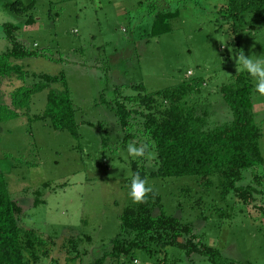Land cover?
<instances>
[{
  "label": "rangeland",
  "instance_id": "obj_1",
  "mask_svg": "<svg viewBox=\"0 0 264 264\" xmlns=\"http://www.w3.org/2000/svg\"><path fill=\"white\" fill-rule=\"evenodd\" d=\"M14 1L0 0V54L11 46L3 27L11 22L19 26L16 35L28 49L45 50L54 60L14 59L29 76L2 77L0 104H10L15 88L38 82L33 73L64 72L79 132L75 138L67 130H55L49 120H30L44 113L50 88L35 94L19 117L0 122V172L22 207L19 224L46 239L48 253L29 264H95L110 253L122 233L123 211L136 203L127 181L134 175L133 165L162 196L166 214L192 226L194 234L181 242L191 238L217 247L229 264H264V164L245 170L237 183L257 189L252 204L241 203L235 192L222 201L217 175L210 188L193 175L156 176V149L142 115L148 109L130 105L143 112L132 114L133 136L127 141L115 109L124 97L201 79L200 92L188 97L191 103L208 112L209 128L231 122L233 112L220 89L243 72H238V52L264 54V20L249 13L234 31L233 22L222 16L230 0H156L153 10L138 4L152 0H19L35 3L28 13L5 8ZM177 9L172 31L152 36L157 12ZM30 15L35 22L27 24ZM51 88L65 89L62 82ZM253 103L264 157V96L255 88ZM129 144L143 146L144 155H130ZM216 206L226 207L232 218L217 217ZM103 264L212 263L205 255L171 246L155 247L152 253L137 250L122 259L108 256Z\"/></svg>",
  "mask_w": 264,
  "mask_h": 264
},
{
  "label": "trees",
  "instance_id": "obj_2",
  "mask_svg": "<svg viewBox=\"0 0 264 264\" xmlns=\"http://www.w3.org/2000/svg\"><path fill=\"white\" fill-rule=\"evenodd\" d=\"M138 4L142 10L157 7L156 0L150 3L139 1ZM5 8L28 13L35 8V3L25 4L17 0L7 3ZM222 11V16L231 20L233 30L237 31L243 27L244 18L249 13L264 20V0H230ZM179 15V9L157 12L151 35L156 37L171 32V21ZM34 22L33 15H30L27 24ZM3 27L11 46L0 54V80L14 75L20 79L29 76V72L22 65L14 63V59L40 57L54 60L45 50L28 49L16 35L19 26L8 22ZM250 29L254 30L256 26L252 25ZM32 76L39 81L15 88L10 95V104H0V122L19 117L21 110L30 107L35 94L50 88L44 113L34 115L30 120H49L55 130H67L79 138L76 110L65 73L62 72L60 76L33 73ZM57 82H62L65 89L58 91L51 88ZM202 83L201 79H190L164 90L118 100L115 109L125 132L124 140L133 136L129 128L132 114L143 112L131 109L130 105L134 103L146 107L148 112L142 113L145 119L144 131L155 145L158 160L156 176L193 175L200 185L210 188L213 186V177L217 175L222 201H226L231 192H235L241 203L252 204L256 200L257 189L252 185L238 186L237 183L242 180L245 170L264 164L260 147L262 129L254 111L253 77L246 71L239 72L222 85L220 91L233 112V120L213 128L208 127V112L198 110L197 105L189 100L193 92H200ZM108 105L113 107V103ZM133 171L134 175L139 173L144 178L138 166L133 165ZM131 179L127 180L130 185ZM212 211L217 217L228 216V220L232 218L226 207L216 206ZM21 213L22 207L12 198L8 180L0 172V264H29L37 262L42 254L48 253L43 236L34 229L20 226L18 217ZM120 219L121 235L113 241L112 251L104 254L95 264H103L108 256L122 259L137 250L152 253L155 247L171 246L184 249L188 255L196 252L205 255L212 264H229V260L217 247L201 240L196 243L191 238L181 242L184 236L194 234L192 226L177 216L166 214L162 196L153 189L142 202L127 207Z\"/></svg>",
  "mask_w": 264,
  "mask_h": 264
},
{
  "label": "clouds",
  "instance_id": "obj_3",
  "mask_svg": "<svg viewBox=\"0 0 264 264\" xmlns=\"http://www.w3.org/2000/svg\"><path fill=\"white\" fill-rule=\"evenodd\" d=\"M237 67L239 71H246L250 76L255 78V91L264 96V54L247 56L244 51L237 53ZM127 151L133 157L144 155L145 148L135 144H129ZM152 192L151 186L146 179L141 178L136 173L131 179L129 196L133 201L142 202L148 193Z\"/></svg>",
  "mask_w": 264,
  "mask_h": 264
}]
</instances>
